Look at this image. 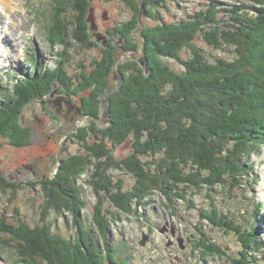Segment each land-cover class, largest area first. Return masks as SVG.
<instances>
[{"label": "trees", "instance_id": "16d2710c", "mask_svg": "<svg viewBox=\"0 0 264 264\" xmlns=\"http://www.w3.org/2000/svg\"><path fill=\"white\" fill-rule=\"evenodd\" d=\"M156 1L165 8L166 0ZM248 1L251 6H233L223 11L229 13L230 19L224 26L216 25L220 11L219 5L214 3L206 11L196 12L178 24L166 23L159 16H153L160 23L147 28L140 40V50L142 48L143 53L150 52L155 57H173L185 49L187 57L180 60L182 74L169 73L164 67H151L149 75L140 71L131 78L130 86L124 87L119 94L112 92L114 96L109 98L108 104L114 106L113 125L100 131L99 136L95 134L93 139L96 141L86 148L88 134L79 129L76 139L82 141L85 151L63 161L60 173L52 181L40 182L44 193L42 223L30 227L18 217L17 224H9L5 218H0V237H4L1 245L45 264H77L82 255L88 257L91 264H127L128 260L120 257L124 248L121 245L113 248L115 240L111 227L117 219L112 213L113 218L109 219L100 212L105 199L118 213L130 215L134 206H142L141 202L155 193L170 201L183 198L186 188L212 190L229 183L227 178L236 181L231 187L241 185L239 180L245 174V168L240 165L242 158L250 150H258V142L259 145L264 143V116L250 129L251 122L247 123V117H244L250 116L247 103L253 95L246 81L250 75L246 77L244 70L247 66L251 68L256 58L254 54L264 50V1ZM53 2L60 10L54 15L48 35L51 44L63 46L69 35L81 47H95V35H101L95 33L97 29L91 30L94 34L86 30L89 28L90 0ZM67 11L71 13L70 28L60 16ZM136 17L129 21L125 30L134 28ZM213 24L210 30L204 29L202 36L210 48L208 51L197 46L195 41L199 27ZM61 54L63 58L64 54ZM102 55L91 62L89 73L83 70L77 76V91L90 92L89 98L81 100L80 109L94 119L95 113L87 111L85 103L89 107L96 102L111 86V78L114 80L115 76L105 53ZM53 80L68 90L71 79L60 68L47 69L41 74L33 71L23 80H16L12 93L3 96L0 103V136L11 138L14 143L23 139L19 136L23 130L15 127L19 113L31 100L44 95L38 84L45 89L44 86H49ZM258 85L264 87V79ZM104 137L111 144L107 145ZM126 144L130 146L129 154L117 158L114 150ZM113 171L130 175L135 180L131 189L124 191L119 186L120 181L114 190L109 176ZM87 173L90 177L86 184L98 200L92 221L94 229H86V224L83 226L86 216L81 214L88 208L79 181ZM8 190L15 193L17 186L0 175V191L7 193ZM51 213H67L72 217L75 235L71 240L52 232V224L47 222ZM201 219L226 231L228 228L227 232L239 233L241 257L231 261L232 264L250 263L249 258L255 259L250 253L264 247L256 229L234 227L229 216L215 206L202 211ZM199 241L197 244L205 257L223 254L221 247L207 239Z\"/></svg>", "mask_w": 264, "mask_h": 264}, {"label": "rangeland", "instance_id": "374dc122", "mask_svg": "<svg viewBox=\"0 0 264 264\" xmlns=\"http://www.w3.org/2000/svg\"><path fill=\"white\" fill-rule=\"evenodd\" d=\"M53 1L17 0V6L9 10L16 20V26L7 24L5 29L8 31V28L14 26V29H11L13 35L8 32L9 35L6 36L12 45L8 44L9 49H5L6 52L0 48V56L3 55L0 57V103L3 96L12 93L16 80H23L25 74L35 70L41 74L47 69L54 71L60 68L62 73L71 79L67 91L57 80H53L49 86H44L45 89L37 83L40 93L44 95L26 104L16 120L15 127L23 130V134L19 135L23 139L14 143L11 138L0 136V175L13 186H17L15 193L11 190L7 193L0 191V218H5L9 224H17V217L30 227L42 223L41 206L44 203V193L40 182H49L56 178L63 161L82 154L88 145L96 141L93 139L95 134L99 136L100 131L108 130L113 125L114 106L108 104L109 98L114 96L113 93L119 94L124 87L130 86L131 78L139 75L140 71L149 75L151 67H164L169 73L182 74L183 66L180 60L187 57L185 49L180 55L173 57H155L150 52L143 53L142 48L140 50V40L147 28L160 23L158 18L154 20L153 16H159V19L166 23L178 24L196 12L206 11L214 3L219 5L220 11L216 25L224 26L226 22L230 23V19L229 13L223 11L230 10L233 6L252 4L248 0H166L164 8L162 4L158 5L156 0H90L88 9L93 10L96 33L104 39H96L95 47L86 48L79 46L69 35L65 45L54 47L51 44L48 35L53 26L54 15L60 10ZM135 15L137 17L134 28L132 31L125 30ZM60 16L65 24L69 25L70 11L61 13ZM88 24L89 28L86 30L90 34L91 24ZM211 26L214 24L199 27L195 41L197 46L208 51L210 48L202 36L204 29L210 30ZM68 27L70 28V25ZM14 44L17 45L16 48L13 47ZM7 52L12 53V60H7ZM61 53L64 54L63 58L60 57ZM102 53H105L109 64L114 68V75H120L122 79L115 80L114 76V80L111 78V86L99 95L96 102L89 107L85 103L86 109H89L87 111L95 113L94 119L85 115L82 110L78 111V107L82 105L81 100L89 98L90 92L77 91V76L83 70L89 73L92 70L91 62L102 57ZM254 55L257 59L252 61L251 68L247 66L244 70L246 77L250 75L246 81L250 93H253L247 103L251 111L250 116H244L247 117V123L251 122L249 129L264 116V87L258 85L262 84L264 79V50ZM137 69L139 71H136ZM151 74L154 75L153 71ZM56 102H60V107ZM79 129L86 130L88 134L85 148L82 141L76 139ZM104 140L107 145L111 144L107 137H104ZM260 144L258 142V150L252 149L242 158L240 165L245 168V174L240 178L241 185L238 187H231L236 181L227 178L229 183L215 186L212 190L205 187L186 188V193L182 194L183 198L180 199L173 198L169 201L160 193H155L143 200L142 206H134L136 209L134 208L130 215L118 213L105 199L100 212L109 219L113 218L112 213L117 219L116 224L111 227L115 240L113 248L121 245L124 250L120 257L127 259L129 264H232L231 261L241 257L242 244L239 233L234 230L227 232V227L226 231L207 221H201V212L211 210L213 206L228 215L234 227H240L241 230L256 229L263 245L264 143ZM129 150L130 146L126 144L114 150V155L120 159L127 156ZM91 171L93 170L90 169V173ZM90 173L79 181L88 208V211L81 212L86 216V222L83 223V226L86 224V229H94L92 221L96 216L95 205L98 202L92 188L86 184ZM109 176L114 190L120 181L119 186H122L124 191L131 189L135 183L130 175L122 171L110 172ZM72 221V217L67 213H51L47 222L52 224L53 233L71 240L75 235ZM145 237L147 241L141 245ZM3 238L0 237V264H45L34 262L25 256L27 254L16 253L11 247H3ZM201 238L221 247L223 254L205 257L197 244ZM74 243L77 244L76 241ZM250 254H253L255 259L249 258L248 264H264V247ZM84 257L82 255L76 263L91 264L88 257Z\"/></svg>", "mask_w": 264, "mask_h": 264}, {"label": "bare ground", "instance_id": "6f19581e", "mask_svg": "<svg viewBox=\"0 0 264 264\" xmlns=\"http://www.w3.org/2000/svg\"><path fill=\"white\" fill-rule=\"evenodd\" d=\"M17 6V0H0V24L2 25L0 27V46L1 47H5V49H9L8 44H10L11 42L6 38V36H8V32L13 35V32L11 31V29H14V26H12V28H8V31H5V29H7L6 25L7 24H12L15 25L16 24V20L14 18V16L10 13V9ZM4 19V21H3ZM16 26V25H15ZM23 28V26H21ZM18 29V27H16ZM20 30V28L18 29ZM11 31V32H10ZM4 37V38H3ZM22 38V37H21ZM12 45V43H11ZM15 46L17 45H13L14 48H16ZM11 50V49H10ZM12 51V50H11ZM4 52V51H3ZM6 52V50H5ZM5 54V53H3ZM7 58L9 60H12V53H8L7 52ZM3 56V55H2ZM1 66H0V70H1ZM264 188V186L262 187ZM264 193V192H263ZM262 198L264 199V195H262ZM243 234V233H242Z\"/></svg>", "mask_w": 264, "mask_h": 264}, {"label": "water", "instance_id": "95a60500", "mask_svg": "<svg viewBox=\"0 0 264 264\" xmlns=\"http://www.w3.org/2000/svg\"><path fill=\"white\" fill-rule=\"evenodd\" d=\"M92 11L93 10H90V14H89V16H88V22L91 24V30H96V25H95V19H94V17H93V14H92ZM96 36V39L98 40V41H100L101 39H103V38H101V37H99L98 35H95ZM122 79V77L120 76V75H117V76H115V80H121ZM104 95L105 94H103L102 95V97H104ZM56 105L58 106V107H60V102H56ZM106 113H108V110H106ZM147 241V238L145 237L144 239H143V241L141 242V245H144V243Z\"/></svg>", "mask_w": 264, "mask_h": 264}, {"label": "flooded vegetation", "instance_id": "af4514ba", "mask_svg": "<svg viewBox=\"0 0 264 264\" xmlns=\"http://www.w3.org/2000/svg\"><path fill=\"white\" fill-rule=\"evenodd\" d=\"M96 29H97V26H96ZM96 32H97V31H96ZM96 32H95V33H96ZM92 33H93V32H92ZM93 34H94V33H93ZM103 39H104V38H103ZM104 42H105V41H104ZM78 108H79V109H78ZM78 108H77L78 111H81L80 107H78Z\"/></svg>", "mask_w": 264, "mask_h": 264}]
</instances>
